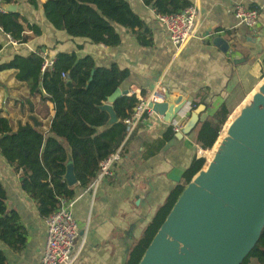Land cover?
<instances>
[{"label": "crops", "instance_id": "crops-1", "mask_svg": "<svg viewBox=\"0 0 264 264\" xmlns=\"http://www.w3.org/2000/svg\"><path fill=\"white\" fill-rule=\"evenodd\" d=\"M126 1L143 26H117L121 36L117 46L93 44L55 30L42 10L35 9L28 0L16 2L17 11L27 20L23 24L28 41L13 45L7 36L0 35V66L16 56L25 57L41 50L54 58L58 53L91 56L98 66L116 63L128 70L121 89L133 92L138 99L155 91L184 96L188 101L184 111L188 118L181 120L183 125L196 104L206 106L197 128L182 139L161 116L146 115L127 134L118 149V158L101 181L86 189L80 187L79 181L71 185L67 182L76 192L71 200L72 214L80 228L75 243L79 255L74 264H127L131 249L171 191L185 184L186 172L194 160L203 158L197 144L202 121L223 104L232 115L264 82V0H198V33L182 50L172 43L152 6L145 0ZM239 4L259 10L255 28L247 27L233 15L231 11ZM32 25L40 27L39 35L32 31ZM217 37L228 42L227 53L213 43ZM18 74L17 69L0 70V116L9 119L15 130L38 118L41 129L48 133L55 116L54 105H43L41 96H32L29 84L19 80ZM170 130L175 132L174 136L170 137ZM67 150L66 165L70 166L72 155L68 146ZM21 175L22 170L17 171L0 153V180L8 196L6 207L18 213L26 230V243L21 250L14 251L3 242L0 248L6 254V264H41L47 224L35 200L23 191Z\"/></svg>", "mask_w": 264, "mask_h": 264}, {"label": "trees", "instance_id": "trees-1", "mask_svg": "<svg viewBox=\"0 0 264 264\" xmlns=\"http://www.w3.org/2000/svg\"><path fill=\"white\" fill-rule=\"evenodd\" d=\"M35 9H41L46 20L55 30L65 31L73 38H84L93 44L107 47L121 43L117 26L141 28L143 22L126 0H28ZM15 0H0L14 3ZM159 15H171L193 4V0H145ZM21 13L0 12V35H10L20 44L28 41ZM41 33L38 25L30 26ZM3 43L0 42V50ZM43 58L38 53L16 56L0 70L17 69L18 78L29 84L32 96H41L44 104L51 102L55 116L48 133L42 122L20 125L0 116V153L17 171L22 170L21 187L36 202L44 218L61 207L63 200L76 196L65 180L67 146L70 149L75 174L81 188L94 184L101 172V165L122 145L128 134L126 120L133 116L139 99L134 95L120 97L114 104L118 122L107 126L110 115L101 107L127 79L129 72L114 63L109 67L98 66L91 56L78 57L75 53H58L54 65L45 73L41 71ZM264 64V61H263ZM63 74L66 78H63ZM45 93V95H44ZM199 105L196 104L193 109ZM231 115L226 104L208 116L198 130L197 144L211 150ZM106 127V128H104ZM168 134L175 135L173 130ZM205 159H195L186 172L184 185L176 186L165 204L156 212L143 236L131 249L127 264H139L147 248L170 214L185 187L203 169ZM7 190L0 180V242L14 251L26 243V230L18 213L6 207ZM6 254L0 248V264H6ZM242 264H264V229L261 237Z\"/></svg>", "mask_w": 264, "mask_h": 264}, {"label": "water", "instance_id": "water-1", "mask_svg": "<svg viewBox=\"0 0 264 264\" xmlns=\"http://www.w3.org/2000/svg\"><path fill=\"white\" fill-rule=\"evenodd\" d=\"M20 1L25 0L2 6L15 13ZM213 43L229 51L222 37ZM128 94L118 88L101 107L110 115L106 127L118 122L113 104ZM149 107L171 125L186 111L188 101L166 93L162 102H150ZM205 110L204 105L194 109L176 136L191 135ZM71 160L65 175L69 185L78 181ZM263 229L264 82L231 124L208 168L185 187L139 264H242Z\"/></svg>", "mask_w": 264, "mask_h": 264}, {"label": "built area", "instance_id": "built-area-1", "mask_svg": "<svg viewBox=\"0 0 264 264\" xmlns=\"http://www.w3.org/2000/svg\"><path fill=\"white\" fill-rule=\"evenodd\" d=\"M0 12L7 13L2 5H0ZM231 12L242 24L251 29L255 28L259 23V10L257 8H247L239 4ZM158 20L168 31L172 43L178 50H182L197 36L201 20L200 3L198 0H195L191 6L175 14H158ZM7 39L13 45L19 43L10 35H7ZM36 53L43 58L41 68L43 73L53 67L55 58L51 57L47 51L41 50ZM63 78H66L65 74H63ZM128 95H134V93L129 92ZM163 98L164 94H160L157 91L145 97H140L139 104L135 108L133 116L126 120L128 133H132L137 124L146 115L151 116L154 113L149 107V103L162 102ZM186 118H188V115L182 113L179 118L173 121L171 126L179 132L183 126L181 120ZM201 151L203 150L201 149ZM118 155L119 151L117 150L116 153L102 163L101 172L95 182L101 181L108 174L111 164L118 158ZM72 206V201L63 200L61 207L45 218L47 224V240L41 264H74L77 260L79 251H75V243L79 237L80 228L79 222L72 214Z\"/></svg>", "mask_w": 264, "mask_h": 264}, {"label": "bare ground", "instance_id": "bare-ground-1", "mask_svg": "<svg viewBox=\"0 0 264 264\" xmlns=\"http://www.w3.org/2000/svg\"><path fill=\"white\" fill-rule=\"evenodd\" d=\"M258 91H259V89H258ZM254 95H255V94H251L250 100L253 99V96H254ZM242 110H243V109H242ZM242 110H241V112H242ZM233 122H234V119L230 118L229 121L227 122V125H226V128H225V131H224V133H223V134H224L223 137L220 138V140H219L218 143L215 145V147H214L213 150H211L210 152H206V150H203V151L200 152V153L202 154V156L206 155V157H207V159H208V162H207L208 166H209V164L212 162V160L214 159L215 154H216V152H217V150H218V148H219V146H220L222 140L227 136L228 130H229V128H230V126H231V124H232ZM207 164H206V165H207ZM208 166L205 167V168H208Z\"/></svg>", "mask_w": 264, "mask_h": 264}, {"label": "rangeland", "instance_id": "rangeland-1", "mask_svg": "<svg viewBox=\"0 0 264 264\" xmlns=\"http://www.w3.org/2000/svg\"><path fill=\"white\" fill-rule=\"evenodd\" d=\"M258 89H259V87L255 89L256 93L258 92ZM250 97H251V95L249 94V96L246 98V100L241 104L240 109H239V110H236V111H235V112L229 117V119L232 118V119L235 120L238 116H240V114H241V110H242L247 104H249V103L251 102ZM229 119H228V121H229ZM228 121H227V122H228ZM227 122H226L225 126L223 127V130H222V132H221V134H220V137H219L218 141H219L220 138H222L223 135H224L223 133H224V131H225V128H226ZM218 141L216 142V144L218 143ZM216 144H215V145H216ZM214 147H215V146H214ZM214 147H213L211 150H213ZM211 150H208V151L206 150V152H210ZM203 158L205 159V165H204L203 168H205V167L208 166V164H207L208 159H207L206 155H204ZM206 164H207V165H206Z\"/></svg>", "mask_w": 264, "mask_h": 264}]
</instances>
